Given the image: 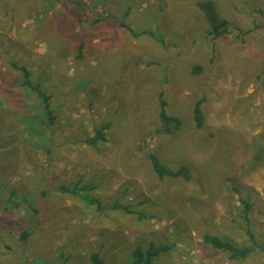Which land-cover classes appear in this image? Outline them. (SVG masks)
I'll use <instances>...</instances> for the list:
<instances>
[{
    "label": "rangeland",
    "instance_id": "1",
    "mask_svg": "<svg viewBox=\"0 0 264 264\" xmlns=\"http://www.w3.org/2000/svg\"><path fill=\"white\" fill-rule=\"evenodd\" d=\"M78 1L0 0V264H131L153 246L170 249L153 264H264V0ZM205 2L230 23L217 40ZM13 63L56 98L55 144ZM161 91L181 120L172 135L160 133ZM108 123L95 151L87 140ZM149 153L191 180L160 179ZM209 234L237 246L253 234L257 250L232 261Z\"/></svg>",
    "mask_w": 264,
    "mask_h": 264
},
{
    "label": "trees",
    "instance_id": "2",
    "mask_svg": "<svg viewBox=\"0 0 264 264\" xmlns=\"http://www.w3.org/2000/svg\"><path fill=\"white\" fill-rule=\"evenodd\" d=\"M69 5H78L79 1L78 0H66ZM198 8L204 13V16L206 17L207 22L210 25V31L209 35L212 37L213 40H217L220 37L226 35L229 33V26L230 23L228 20L222 18L213 2H205V3H199ZM48 11H54V8H51L50 5L47 6ZM68 6L64 5L60 9L66 10V12L70 15L78 16L76 13L77 11H73L70 9H67ZM47 11V9H46ZM120 27L129 29L133 36H137L138 33L135 32L134 30L129 27V25L126 23L125 19L118 20L117 17H114ZM141 34H151L153 35L152 32L150 31H144L141 32ZM151 63L148 62L147 66H150ZM13 68L19 72L22 73L23 76V86L27 87L28 89H31L34 94H36V97L34 96L35 100L38 101V104L43 107V113L44 117L47 119L49 126H52L50 129V137L49 141L51 144H55L56 142V135L57 132L54 129V123L57 120L56 118L59 116V113L56 112V110L53 108V103L51 102V97L45 95L42 92V89L40 87V84L38 83L33 85L30 81L31 79V72L30 70L25 67V66H20L17 64H12ZM201 70V66L197 65L193 71V73H199ZM205 100L200 99L198 100L193 108V120L195 122V127L197 130H201L204 125H205V113L203 109ZM167 101L164 99V92H160V133L162 135H172L176 130H178L181 127V120L177 118L176 116H172L168 111H167ZM42 110V109H41ZM52 124V125H51ZM111 125L105 124L100 128H95V135L91 139L87 140V143L89 146L94 149L95 151H100V144L107 142L108 139L106 137V134L108 130L110 129ZM56 146V145H55ZM50 150V149H49ZM147 158L149 159L154 172L160 177V179L165 180L166 178H170L172 180L175 179H184L185 181H190L191 180V174L190 170L187 166H181L179 168H170L165 166L159 158L152 153L147 154ZM83 180V177L80 178L75 187L73 189L79 190V181ZM73 189H69L65 186H62L60 188L61 191H68L71 192ZM15 192V191H14ZM17 193V192H15ZM47 193V192H46ZM74 193V192H73ZM94 203L93 201H90ZM241 202L245 204V210L244 214L246 215L245 218H248V213L251 211L253 208L252 202L246 200L244 201L241 199ZM1 204V201H0ZM121 209L130 212L129 210L120 207ZM98 209H100V206H98ZM248 220V219H247ZM30 233L28 231H25L22 233L21 238L24 239L23 241L28 239V236ZM251 237V242L253 243L252 246H237L236 243L233 240L228 239L227 237H219V236H213V235H205L204 241L206 244H208L211 248L214 250L223 252L224 254H227L228 258L232 261H237V262H245L247 261L253 254H255L257 248H256V239L253 234H250ZM264 249V247H261ZM170 249L166 246H160V247H151L150 250L148 251L147 255L148 258L147 260L145 259V255L143 253V250L140 248H136L134 250V261L131 264H153V259L152 257H156L158 254L164 251H169ZM91 263L92 264H105L104 260L100 257L99 253H92L90 256Z\"/></svg>",
    "mask_w": 264,
    "mask_h": 264
},
{
    "label": "crops",
    "instance_id": "3",
    "mask_svg": "<svg viewBox=\"0 0 264 264\" xmlns=\"http://www.w3.org/2000/svg\"><path fill=\"white\" fill-rule=\"evenodd\" d=\"M72 6V5H71ZM69 9V8H68ZM51 97V96H50ZM54 99H56V98H54ZM54 99H53V97H51V102H52V100H53V104L55 103V101H54ZM57 106H58V104H57ZM62 105H60L59 106V111H62L63 109H62V107H61ZM41 109H43V107L41 106ZM44 111V110H43ZM64 111V110H63ZM52 125V124H51ZM50 137V136H49ZM48 137V138H49Z\"/></svg>",
    "mask_w": 264,
    "mask_h": 264
}]
</instances>
